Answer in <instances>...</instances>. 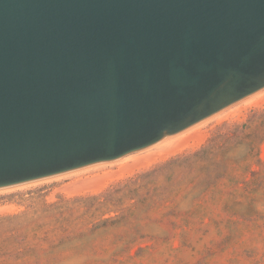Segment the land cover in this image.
<instances>
[{"label":"water","instance_id":"water-1","mask_svg":"<svg viewBox=\"0 0 264 264\" xmlns=\"http://www.w3.org/2000/svg\"><path fill=\"white\" fill-rule=\"evenodd\" d=\"M264 89V0H0V189L119 160Z\"/></svg>","mask_w":264,"mask_h":264},{"label":"rangeland","instance_id":"rangeland-1","mask_svg":"<svg viewBox=\"0 0 264 264\" xmlns=\"http://www.w3.org/2000/svg\"><path fill=\"white\" fill-rule=\"evenodd\" d=\"M262 120L264 102L248 106L223 121L210 120L200 125L196 135L188 137L183 147L174 146L170 153L131 160L151 150V146L113 162L0 189V218L16 217L10 228L21 232L17 248L24 254L51 248L63 237L114 218L117 214L108 211L117 208L125 213L139 212L150 228L145 232L149 237L137 244L130 256L121 257L114 264H264V207L258 204V214H247L252 217L225 211L231 206V211L241 212L251 205L248 194L240 191L244 187V170L250 168L264 181ZM235 130L247 137L245 144L222 149L217 136ZM251 143H257L255 150L250 148ZM205 147L209 149L199 153ZM232 158L239 164V183L223 176V169ZM217 175L221 180L214 183ZM99 183L103 187L94 191ZM237 189L240 192L233 194ZM105 193L107 197L96 202L79 200ZM142 206L145 209L140 210ZM10 223L6 222L5 228ZM160 229L171 234H163ZM67 249L71 254L76 252L74 247ZM24 262L25 258L0 256V264Z\"/></svg>","mask_w":264,"mask_h":264},{"label":"trees","instance_id":"trees-1","mask_svg":"<svg viewBox=\"0 0 264 264\" xmlns=\"http://www.w3.org/2000/svg\"><path fill=\"white\" fill-rule=\"evenodd\" d=\"M261 129L263 131L260 140L263 138L264 120H262ZM217 139H219V142H222V149L231 150L236 145H244L247 137L243 132L235 130L225 135H219ZM249 146L250 148L252 146L255 150L257 143H251ZM208 149L205 147L199 153ZM253 149H251L252 152L254 151ZM254 159L257 164H260L255 154ZM238 165L236 159H230L228 166H225L223 169V176L230 177L234 183H239L240 177L237 172L240 170L238 169ZM242 173L245 175L243 181L244 187L240 191L248 194L247 197L251 200V205L246 207L241 205L244 207L241 212L234 211V209L231 211V206L225 207V211L241 217H252L258 214L257 208L259 206L264 207V181L259 178V173L251 171L250 168L244 170ZM220 178V176L215 177L214 183L219 181ZM208 191L209 189L205 192ZM240 191L237 189L233 194H237ZM107 195L108 193L98 196H86L79 198V200L89 199L96 202L103 197L106 198ZM123 197L120 199V202ZM106 201L108 202L109 200L106 199ZM253 202H256V204ZM143 209L145 207L142 206L140 210ZM146 210H148V207ZM108 212H115L117 216L94 223L91 228L85 231L63 237L51 248L30 250L25 254L21 253L19 248H17L21 232L16 227L10 228L16 217L0 218V256L12 255L19 260L25 258L24 264H114L121 257L130 256L134 247L149 237L145 232H148L150 224L145 223L141 219L139 212L125 213L119 211L117 208ZM249 212H253L254 214L247 215L250 214ZM6 222L11 223L5 228ZM159 231L163 234H171L169 230L160 229ZM8 234L10 235L7 237ZM9 242L13 243V245L9 246ZM70 247L75 248L76 252L74 254L69 253V249L67 248ZM75 259H79L81 262H74Z\"/></svg>","mask_w":264,"mask_h":264},{"label":"bare ground","instance_id":"bare-ground-1","mask_svg":"<svg viewBox=\"0 0 264 264\" xmlns=\"http://www.w3.org/2000/svg\"><path fill=\"white\" fill-rule=\"evenodd\" d=\"M263 102H264V92L261 91L259 93L254 94L250 98L243 100L241 103H239V105H235L236 107L233 106L234 108H227V109L211 116L210 118L206 119L205 122L191 128L188 131L183 132L176 137L165 139L163 142L153 146V148L151 150H149L148 152H146V153L143 152L144 154H142L141 156H139L140 154H138V157H134V158H131V157L128 158L127 157V159L131 158L132 161H137V160L139 161L141 159L148 158L151 156L166 154V153H170L171 151L173 152L174 146L177 145L181 148V147H183L182 145L185 143V141L188 139V137L190 138V136L196 135L200 125L205 124L206 122H208L210 120H217L219 122L221 120L223 121L224 119H226L230 116H233L235 113L242 111L244 108H246L248 106L249 107L250 106H258ZM129 161L130 160H127V163H129ZM99 184H100V186L96 185L94 191L96 190V188L99 189V188L103 187V186H101V183H99Z\"/></svg>","mask_w":264,"mask_h":264}]
</instances>
